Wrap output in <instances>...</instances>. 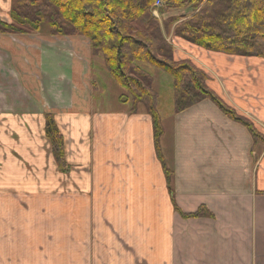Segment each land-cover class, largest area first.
Listing matches in <instances>:
<instances>
[{
  "label": "crops",
  "instance_id": "obj_1",
  "mask_svg": "<svg viewBox=\"0 0 264 264\" xmlns=\"http://www.w3.org/2000/svg\"><path fill=\"white\" fill-rule=\"evenodd\" d=\"M10 6L11 0H0V20H9ZM17 37L0 34V180L20 172L15 185L3 183L0 189V229H15L16 215L3 201L29 213V198L44 201L46 195L26 193L24 182L38 181L31 189L44 193L40 187L53 178L54 207L47 210L60 214L53 229L69 250L32 255L35 258L0 253V264H264V235L257 237L255 230L257 202L264 204L263 142H254L243 125L208 100L173 112L170 187L145 110L131 113L113 106L104 111L103 103L93 106L95 59L86 38L72 36L56 47L43 42L41 49L34 44L31 51L22 39L32 36ZM183 43V51L176 48L174 57L177 52L201 68H214L207 73L209 88L264 137V62L206 53ZM242 63L253 69L256 83L237 74ZM44 69H51L57 79L54 97L45 95L52 93L54 80L46 84L50 77ZM13 85L16 95L25 90L15 104L10 103L16 100ZM99 110L101 116L95 114ZM48 113L64 139L63 169L44 133ZM200 206L211 216L179 214ZM143 218L149 221V236L137 235ZM142 245L148 251L141 252Z\"/></svg>",
  "mask_w": 264,
  "mask_h": 264
},
{
  "label": "trees",
  "instance_id": "obj_2",
  "mask_svg": "<svg viewBox=\"0 0 264 264\" xmlns=\"http://www.w3.org/2000/svg\"><path fill=\"white\" fill-rule=\"evenodd\" d=\"M156 0H11L9 20H0V34L81 36L88 40L91 59H100L110 78L126 94L129 112L144 107L152 121L154 143L166 183L173 170L160 148L163 126L157 109L158 93L151 65L171 76L175 114L209 100L229 119L243 125L254 142L264 138L253 123L227 106L206 82L208 74L190 59H175L169 34L188 45L230 56L264 61V0H160L159 21L152 15ZM175 11L176 15L167 16ZM167 22L173 24L168 29ZM174 36V37H173ZM44 133L59 169L65 168L64 139L51 114L45 115ZM183 218L210 217L204 206L179 212Z\"/></svg>",
  "mask_w": 264,
  "mask_h": 264
},
{
  "label": "rangeland",
  "instance_id": "obj_3",
  "mask_svg": "<svg viewBox=\"0 0 264 264\" xmlns=\"http://www.w3.org/2000/svg\"><path fill=\"white\" fill-rule=\"evenodd\" d=\"M167 16L176 15L177 12L170 11L166 13ZM160 17V15H159ZM157 19V18H156ZM157 20L162 21V19L158 18ZM170 22H167L168 29L172 30L173 24H170ZM32 37H25L22 39L24 44L30 45V50H33V45H40L45 42L46 46H53L55 44H67L69 38L72 36H47L43 32L42 34H28ZM12 36V35H11ZM14 36V35H13ZM17 37V36H16ZM174 37V36H173ZM39 38V39H37ZM170 40V44L173 46V48H179L181 51H183L181 46L179 44L183 43L179 39H176L175 37L172 38L171 34L167 36ZM18 40H21L20 37H17ZM31 40V41H27ZM39 40V44L38 41ZM54 42V43H53ZM59 42V43H57ZM23 44V45H24ZM184 44V43H183ZM56 47V45H55ZM181 47V48H180ZM193 48V47H192ZM196 49H200L197 47H194ZM193 48V49H194ZM191 50V49H189ZM206 53H211L206 50L200 49ZM25 51V50H24ZM177 51V50H176ZM188 51V50H184ZM21 55H23V52H20ZM25 53V52H24ZM51 54V53H50ZM49 57L51 61H53L55 58L54 56L50 55ZM187 55V52H185ZM19 56V53H18ZM180 55L176 52L175 59L179 58ZM187 59H190L193 63L198 65V63L189 57H185ZM243 59H246V57H242ZM249 60H259L260 62H264L261 59L254 58V57H248ZM215 61V60H213ZM17 65V64H13ZM215 64H212L211 66H214ZM250 66V65H249ZM153 77L154 87L158 93V102H157V109L159 111L160 117L162 119V126H163V136L160 138V144H161V150L162 154L164 156V160L168 166L173 169V147H175V120L173 113V91L171 86V76L161 70H158L155 67H152L149 64L144 63L143 66ZM204 67V66H203ZM31 72L35 71L34 69H31ZM205 72L209 74V72H214V68L206 66L203 68ZM16 71V70H15ZM44 72L47 73V75L50 78L45 79L46 84H48L49 80L53 81L52 93L49 94L48 91L46 92V97L49 95L51 97H54L55 94V83L57 81L56 77L53 75L52 70H45ZM237 74L239 76H242L244 78H247L250 82L256 83L257 81L254 80L255 75H253V69H245L244 63L240 65V68L237 70ZM35 75L39 78H41V74L35 73ZM37 79V78H36ZM92 79L94 81L93 89L91 88V102L93 106L96 108L98 104L103 103L105 106L104 111H111L113 106H116L120 110L129 109L130 105L129 103H121L119 101V96L121 94H126L119 86H117L114 81L110 78L106 68L104 66H101L98 64L97 60L95 59L92 62ZM209 78L206 82L208 83ZM59 82V81H58ZM210 85H211V81ZM252 84V83H250ZM209 87V85L207 84ZM16 86L13 85V90L11 94H14L16 97V100H10V103L12 102L15 104L16 102H20L19 94L23 93L25 90H22L21 92L16 95L14 91H16ZM51 101V100H49ZM1 104V102H0ZM139 110H144L143 106L139 107ZM236 112V111H235ZM95 114H98L99 116L102 115V111H96ZM104 117V116H103ZM105 118V117H104ZM264 138V137H263ZM20 178V172H14L11 174V176L6 177L4 181L0 180V189H3V183L6 187H12L17 183V180ZM20 184V182H19ZM27 184V185H26ZM31 184H39L38 181L34 179L26 180L24 182L23 187L27 190L26 193H35V194H45L44 201L41 200V198H37V196L32 195V197L29 198L31 200L29 204L27 205V209H29V213L23 212V209H19L17 203H13L12 201H3V204L8 208V211L12 212L16 215L15 219V229L14 231H6L4 229H0V253H24L29 254L31 258H35L32 255L35 254H44V253H55L58 251H68L69 245L65 244V239L63 237H58L55 235V232L57 230L53 229L54 221L59 219H62L60 217L59 213H54L50 210H47V207L52 208L54 207V197H53V187H54V179L50 178V181L45 180L44 186L40 188H44L46 191L44 193H41L40 190H33L31 189ZM49 191V194H48ZM51 192V193H50ZM25 192H23L24 194ZM0 194H3L0 192ZM59 198V197H57ZM60 200V198H59ZM56 202V205H62L65 206L66 203L64 201ZM58 217V218H57ZM148 220L144 219L141 222V229L138 231L137 235L141 236H149V229H148ZM13 222H9V225L11 226ZM255 230L257 237L264 235V204H260L257 202V213L255 215ZM147 246H141L140 251L146 252L148 251L146 249Z\"/></svg>",
  "mask_w": 264,
  "mask_h": 264
},
{
  "label": "built area",
  "instance_id": "obj_4",
  "mask_svg": "<svg viewBox=\"0 0 264 264\" xmlns=\"http://www.w3.org/2000/svg\"><path fill=\"white\" fill-rule=\"evenodd\" d=\"M156 5H159V2L158 1H156Z\"/></svg>",
  "mask_w": 264,
  "mask_h": 264
}]
</instances>
